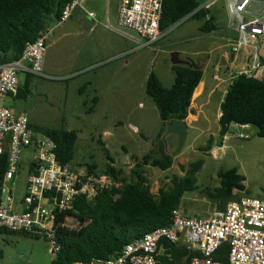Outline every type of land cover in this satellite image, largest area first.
<instances>
[{
	"label": "rangeland",
	"instance_id": "1",
	"mask_svg": "<svg viewBox=\"0 0 264 264\" xmlns=\"http://www.w3.org/2000/svg\"><path fill=\"white\" fill-rule=\"evenodd\" d=\"M117 1L84 0L83 9L97 16L94 33H86L91 26L86 28L88 23L80 14L60 26L55 20L48 23V27L55 30L44 55L46 78L31 75L27 97H7L6 107L18 115H26L32 127L77 131L79 138L72 163L77 170L87 171V166L94 164L98 174L106 170L109 162L99 145L101 136L116 168L123 171L126 180H130L136 167L134 157L141 161L147 155L160 157L161 151L170 154L174 158L172 174L179 178L186 175L193 163L203 160L204 165L197 175L199 191L187 193L182 198L180 210L187 217L206 218L219 209L220 204L202 191L220 186V170L237 168L246 179L250 197L264 199V138L258 136V129L232 125L223 143L219 142L221 126L217 118L225 95L223 90L231 82V76L248 69L246 54L251 52L250 48H245L238 54L239 61L232 65L233 59L228 63L223 58L224 53L231 52L238 27L230 14L228 0H208L204 4L210 5V16L215 18L217 30L201 31L210 16L189 17L167 30L158 43L146 48L142 47L145 42L131 30L128 33L135 39L128 41L130 55L114 59L111 55L117 52L120 40L124 42L125 39H121L103 17L108 10L115 15ZM91 59L108 65L90 73L82 72L83 65ZM175 61L180 65H202L203 79L211 84H215L214 70L221 66L225 80L222 82L224 88L207 99L205 111L210 123L196 124L194 129H189L183 147L176 134L167 133L154 102L146 93L152 72L166 88L173 86ZM226 65L231 70L225 69ZM25 76L19 73L23 86ZM95 97L104 99L105 105L95 108ZM210 138L213 143L207 151ZM31 159V150H25L21 174L15 185L17 200L24 197ZM146 172L150 173L147 177L153 194L158 195L160 189L171 186L170 179H161L159 170L154 169L152 173L147 169ZM67 222L70 228L80 227L78 220ZM0 250L3 253L0 264H52L49 242L26 233L0 234Z\"/></svg>",
	"mask_w": 264,
	"mask_h": 264
},
{
	"label": "trees",
	"instance_id": "2",
	"mask_svg": "<svg viewBox=\"0 0 264 264\" xmlns=\"http://www.w3.org/2000/svg\"><path fill=\"white\" fill-rule=\"evenodd\" d=\"M208 0H164L160 29L163 33L186 19L207 18L210 10L202 7ZM71 0H0V64L19 60L27 45L38 38L41 31L49 28L48 23L59 21L63 10ZM217 30L216 21L210 16L202 32ZM175 82L166 88L160 78L152 72L146 85V93L154 102L164 128L174 121H186L190 115L193 96L203 81L202 65L174 64ZM32 76L28 75L20 87L17 98H25L30 92ZM98 99L95 100V103ZM221 126L219 142L223 143L232 125L254 126L258 136L264 138V80L236 74L220 106ZM30 127L38 134L46 135L57 144V158L63 165H71L75 159L78 142L77 131H66L46 127ZM213 138H210L211 149ZM99 145L105 153L108 165L102 174L113 177L119 184L102 192L94 202L78 199L72 210L58 216L56 240L60 246L53 264H89L92 261H109L120 256L123 249L145 235L171 224L174 211L179 210L182 198L187 193L199 191L197 175L204 165L203 160L193 163L183 178L177 176L171 186L152 193L144 167H151L164 173L173 168L174 158L161 151V156H145L141 161L134 157L136 167L130 180L123 177V171L116 168L101 136ZM90 174H97V165H88ZM8 169V154L0 159V197L4 175ZM220 186L202 191L224 210L228 204L238 202L245 194L250 197L245 177L237 168L220 170ZM170 179V178H168ZM238 193V194H236ZM69 220H78L79 228H70ZM9 232L0 228V234ZM36 237V236H32ZM45 239L46 237H36ZM48 241V240H47ZM229 247L224 244L216 253L215 260L228 264ZM3 253L0 250V257ZM201 253L189 250L184 245L162 242L160 260L165 264H190Z\"/></svg>",
	"mask_w": 264,
	"mask_h": 264
},
{
	"label": "built area",
	"instance_id": "3",
	"mask_svg": "<svg viewBox=\"0 0 264 264\" xmlns=\"http://www.w3.org/2000/svg\"><path fill=\"white\" fill-rule=\"evenodd\" d=\"M228 3L230 14L238 24V38L231 47L232 54L237 56L245 48L251 49L246 55L251 68L238 74L264 80V56L260 58L259 45L260 40L264 41V0H228ZM83 5L84 0H71L58 26L83 9ZM163 5L164 0H121L118 25L135 32L145 42L142 47L153 46L164 35L160 29ZM202 7L209 9L210 5ZM257 8L259 12L255 11ZM54 30L41 31L19 60L0 64V159L8 154V169L0 197V228L46 237L52 264L60 251L55 233L58 216L72 210L80 198L94 202L102 192L120 186L109 175L90 174L88 170L61 164L56 154L57 144L46 135L36 133L26 115H18L3 105L4 99L18 95L19 73L46 78L43 61ZM221 73L217 68L214 80L220 81ZM25 150H31L32 159L25 195L17 201L15 185L21 174ZM163 241L200 252L202 257L193 259L190 264H222L215 256L224 244L229 247L228 264H264V199L243 197L206 218H190L180 209L176 210L170 226L135 240L117 258L89 264H165L159 258Z\"/></svg>",
	"mask_w": 264,
	"mask_h": 264
},
{
	"label": "crops",
	"instance_id": "4",
	"mask_svg": "<svg viewBox=\"0 0 264 264\" xmlns=\"http://www.w3.org/2000/svg\"><path fill=\"white\" fill-rule=\"evenodd\" d=\"M120 4H121V0H118L117 3H116L115 15L114 16L111 15L112 12H110V10H108V11H106L105 16L103 17L107 21V23L109 25L111 24V26H110L111 29L114 30V32L116 34H118L120 37H122L121 39H125V40H123L124 42H122L120 40L121 43L118 44V48H117L118 50H117V52L115 53V55H113V54L111 55L112 58H114V59H116V58L122 59V58L128 57L130 55L129 53L131 51V49H128L129 48V42L128 41H131V39H133V40L135 39L134 37H132L133 35H130L128 33L131 30H124L123 31L122 28H120L119 25H118ZM78 14L82 15L84 17L85 22L88 23V24H86V28L88 27V25L91 26L90 30L89 31H86V33L87 32L88 33H94V27H96L98 25L97 16L95 15V13L94 12H87L84 9H80L77 12L74 13V15L72 16V18L75 15H78ZM90 14H93L94 17H91ZM103 18L101 17V19H103ZM71 19H69V20H71ZM68 21H66V22H68ZM66 22H64L63 24H65ZM54 28H57V26L54 27ZM81 29H83V27H81ZM236 33H237L236 34L237 37L235 39L238 38L237 29H236ZM259 45L261 46V54H264V41L263 40H260V44ZM223 58L228 63H230V59H233V62H231L230 65L234 64L236 61H239L238 55L237 56H234V54H232V51L229 52V53H227V52L224 53L223 54ZM246 63L248 65V68H251L252 64L248 61V57H246ZM106 64L107 63H103L102 61H99L97 59H91L90 61L86 62L83 65L84 66L83 67L84 69H82L83 70L82 72L90 73V72L96 71V70L104 67ZM48 68H49V66H47V69ZM216 69L214 70V73L212 75V79L213 80H214L213 77L215 75ZM220 69H221V66H220ZM225 69H230L231 70V67L229 65H226V68ZM27 76H28V74H26L25 79H26ZM233 77H234V75L231 76L230 79L232 80ZM25 79H24V83H25ZM223 81H225V80H224V76L222 74H221V80L220 81L214 80V83L215 84H211L209 81H206L205 79H203L202 83L199 85V87L195 91V94H194L193 100H192V105H191V108H190V115H189V117L185 121V123L187 124V127H188V131H189V129H194L196 124H202V123L209 124L210 123V119H209V117L207 115V112L205 111V109L208 106L207 99L210 98V97H212L214 94L218 93L219 90L221 91L222 88H224V83H222ZM230 84H231V82H229L227 84V86L225 87V90H223L224 91V94H226L227 89H228V86ZM21 86L23 87V85H22V83L20 81V87ZM12 98L13 99L14 98H17V96L16 97H12ZM96 99H98V101L95 103V100ZM4 100H6V99H4ZM4 100H3V105L6 106L5 103H4ZM87 102L88 101H86L85 104H87ZM93 103H94L95 108L96 107L97 108H100V107H102V106L105 105V100L102 99V98H100V97H95L93 99ZM220 117H221V110L218 113V118H217L218 122L220 120ZM29 121H30V119H29ZM30 125H31V122H30ZM234 126H240V125H236L235 124ZM241 127H248V126H241ZM21 170H22V164H21ZM29 170H30V164L28 166V173H29ZM21 200H17V201H21Z\"/></svg>",
	"mask_w": 264,
	"mask_h": 264
},
{
	"label": "water",
	"instance_id": "5",
	"mask_svg": "<svg viewBox=\"0 0 264 264\" xmlns=\"http://www.w3.org/2000/svg\"><path fill=\"white\" fill-rule=\"evenodd\" d=\"M264 54L260 55V58H263ZM174 64H177L175 61ZM167 133L168 134H176L180 139L181 147L185 145V142L187 140L188 136V127L185 121H174L172 123H169L167 125ZM150 169V171L153 173L154 169L151 167H144V170ZM173 169L168 170L167 172L162 173L161 179L164 180L165 178H170V180L174 179V176L172 174Z\"/></svg>",
	"mask_w": 264,
	"mask_h": 264
}]
</instances>
